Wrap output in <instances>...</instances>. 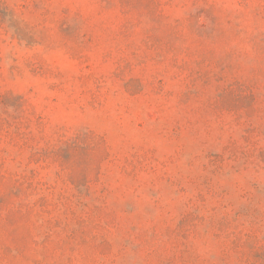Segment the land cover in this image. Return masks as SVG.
<instances>
[{
    "label": "rangeland",
    "instance_id": "obj_1",
    "mask_svg": "<svg viewBox=\"0 0 264 264\" xmlns=\"http://www.w3.org/2000/svg\"><path fill=\"white\" fill-rule=\"evenodd\" d=\"M9 1L24 9L16 12L22 21L17 35L10 31L0 42V91L25 94L46 117L51 132L62 127L68 137L87 131L102 136L110 154L100 166L108 207L83 224V241L52 234L39 255L47 264H58L61 254V264H238L230 231L248 232L264 245V154H250L248 167L242 161H224L219 171L208 166L206 156L223 153L228 136L238 157L241 133L230 116L201 110L213 96V85L201 103L193 97L181 100L177 67L167 56L164 62L152 60L146 36L160 43L169 37L145 0L128 7V39L121 34L125 17L118 0ZM215 1L220 10L213 14L193 9L202 28L195 31L184 23L181 39L172 42L183 72L198 69L202 74L199 58L218 67L223 50L233 48L249 54L236 63L242 74L253 68L264 76V52L255 60L244 35L215 31L226 25V17L248 34L263 31L264 0H250L241 8L235 0ZM185 2L175 0L177 6L165 12L181 20L189 12L181 5ZM63 9L71 15L80 11L84 18L63 28L58 23ZM207 40L210 44H200ZM182 46L189 55H180ZM123 58H131L133 66L129 74L117 76ZM32 62L44 65L43 73L33 72ZM254 124L261 132L258 147L264 148V119ZM46 174L52 180L54 168ZM30 231V224H22L16 238L27 239ZM11 239L0 225V254ZM119 254L122 258L115 259ZM0 264L29 261L6 259Z\"/></svg>",
    "mask_w": 264,
    "mask_h": 264
},
{
    "label": "trees",
    "instance_id": "obj_2",
    "mask_svg": "<svg viewBox=\"0 0 264 264\" xmlns=\"http://www.w3.org/2000/svg\"><path fill=\"white\" fill-rule=\"evenodd\" d=\"M118 1L121 14L125 17L121 34L128 39L130 37L128 28L132 22L127 11L130 3L135 0ZM35 2L37 1L34 0ZM145 2L153 8V19L160 20L169 39H162L163 43H160L148 35L145 38L147 45L144 44L148 46L154 62H164L167 56L172 65L179 70L176 78L180 79L182 86L181 100L193 97L201 103L206 96V89L213 85V96L206 103H202L201 110L214 112L216 116L222 114L230 116L241 133L242 153L237 157L233 139L228 136L223 153L206 156L208 166L214 171H219L223 168L224 161L231 163L242 161V165L248 167L250 154L256 151L264 154V148L258 147L261 132L254 124L256 119H264V76L257 74L253 68H249L248 75L242 74L236 63L248 58L249 54L233 48L223 50L224 57L218 61V67L213 61L199 58L201 61L198 65L202 74L198 69L185 74L181 63L178 62L177 49L172 43L181 39L184 23L195 31L203 27L201 19L193 14L194 8L213 14L214 11L220 10L218 2L186 0L181 5L188 7L189 12L187 11L181 20L171 19L165 12L166 7L177 6L175 0ZM249 2L250 0H235L239 8L247 6ZM23 9V5L15 8L10 6L9 0H0V42H4L3 39L10 31L17 35L22 21L18 20L16 12L22 13ZM68 13L63 9L62 18L58 20L63 28L84 18L80 11H76L74 15ZM212 16L215 20L219 19L216 15ZM224 24L226 25L215 28L219 35L228 32L233 37H238L242 34L250 52L255 55V60L263 56L264 30L248 34L246 29L233 24L228 17L224 19ZM182 47L180 55H189L188 48ZM180 61L185 63L187 60ZM131 62V58H123L122 66L115 74L117 76L129 74L133 66ZM214 68L218 71L213 72ZM31 69L33 72L43 73L45 67L32 62ZM130 81L132 80L129 79L127 84ZM158 83V90L162 91L163 84L160 81ZM50 129L46 117L34 109L25 94L16 95L12 91H0V225L7 227L13 237L7 245L2 246L1 261L28 258L29 264H47L46 259L39 255L52 234H63L66 240L75 243L83 241L85 240L83 224L93 214L96 216L100 210L108 207L106 198L109 190L101 183L100 172L101 164L110 159L105 138L92 131L68 137L62 127L52 132ZM97 154L98 159L95 157ZM50 167L54 168L52 180H49L46 174ZM255 188L258 189L256 183ZM26 223L30 224L32 229L29 236L27 239L16 238L18 227ZM228 236L230 248L239 257L238 264H264V245L253 241L251 234L246 232L237 235L230 231ZM27 251L30 253L27 254ZM119 258H122L120 254L115 259ZM63 262L61 254L57 263Z\"/></svg>",
    "mask_w": 264,
    "mask_h": 264
}]
</instances>
